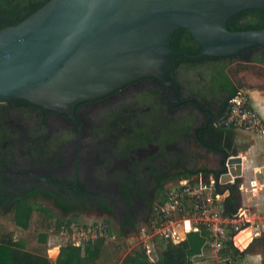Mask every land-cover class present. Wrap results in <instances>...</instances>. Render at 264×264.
Wrapping results in <instances>:
<instances>
[{"label":"flooded vegetation","instance_id":"1","mask_svg":"<svg viewBox=\"0 0 264 264\" xmlns=\"http://www.w3.org/2000/svg\"><path fill=\"white\" fill-rule=\"evenodd\" d=\"M256 50L229 60L254 66L243 75L235 70L243 84L262 79L264 61H248ZM189 59L196 61V71L202 67L210 72L203 79L197 71L199 84L202 88L208 84L209 90L220 62L210 57ZM182 63L172 60L170 70L175 73ZM179 86L180 100L196 99L204 113L188 102L168 105L165 86L152 79L82 103L73 117L21 100L1 103L0 214L27 201L67 218H113L125 235L145 229L160 198L182 181L185 172L218 168L222 153L230 151L220 126L223 109H210ZM195 112L200 115L196 120ZM212 149L219 151L217 159ZM258 240L263 239L246 248Z\"/></svg>","mask_w":264,"mask_h":264},{"label":"water","instance_id":"2","mask_svg":"<svg viewBox=\"0 0 264 264\" xmlns=\"http://www.w3.org/2000/svg\"><path fill=\"white\" fill-rule=\"evenodd\" d=\"M247 10L264 11V0H49L0 30V104L21 100L73 117L82 103L152 79L165 86L168 105L188 102L204 113L196 99L180 100L182 88L169 76L171 61L180 56L170 48L172 37L180 29L190 34L201 48L197 56H186L191 59L264 50V27L227 28L229 19ZM222 154L215 188L227 189L233 178H241L242 159Z\"/></svg>","mask_w":264,"mask_h":264},{"label":"trees","instance_id":"3","mask_svg":"<svg viewBox=\"0 0 264 264\" xmlns=\"http://www.w3.org/2000/svg\"><path fill=\"white\" fill-rule=\"evenodd\" d=\"M49 0H0V30L6 27L15 26L33 12L41 8ZM264 27V11L261 10H247L232 17L227 22V28L231 32H246L257 31ZM170 48L173 52L180 54L179 57L173 60H183V63L173 73L169 66V76L176 84H181L179 76L182 72H195L197 69L196 61L190 60L186 56H196L200 51V46L194 41L190 34L180 29L176 31L172 37ZM220 62L216 64L215 69L211 75L210 84L211 87L208 90L209 93L214 88L224 87L227 91L228 97L233 96L236 93V88L230 83L225 69L230 59H213ZM223 60L224 63H221ZM250 62L261 64L264 61V50L257 49L256 52L249 58ZM172 62V61H171ZM171 64V63H170ZM216 172L209 170H203L202 173L185 172L183 178L188 180V184L193 186L196 177L202 174L203 177L208 178L210 174L214 176ZM239 179L235 180V184L228 187L229 195L224 198L222 202H215V205L219 207H225L223 209L224 217H233L238 210L237 200V187ZM169 198L167 193L160 198L159 203L154 211L153 216L149 221L150 230H155L164 220V207ZM237 206L233 209L232 207ZM12 216V221L16 227L22 230H28L32 218L35 213L41 217V224L44 229L47 227L49 221L53 218V214L45 209L30 202H21L15 204L9 211ZM75 218H70L66 221V224H71ZM105 224L108 222L104 221ZM62 224H65V220L60 217H55V226L57 230ZM124 234L122 231L118 232L121 237ZM231 235L226 234L223 240L220 241V250L218 252L219 258L224 260V264H235V262L241 259V252H239L232 244ZM47 235L41 233L38 235V241L41 244L46 243ZM214 241L212 233L203 225L197 226V231L190 232L186 236V240L179 244H173L169 240L163 242H156V248L154 253L156 254L153 261L149 260L146 255L145 247L141 246L139 249L130 250L123 259H116L114 264H195V260L201 258L204 251H206ZM121 249L120 246L113 248L114 253H118ZM35 253L25 250L23 241H13L10 233L0 231V264H52L45 254V249L36 250ZM111 255L107 252L105 247V240L98 239L92 244H87L83 247L74 246L72 243L66 244L59 249L58 256L54 264H103L101 260L107 261ZM106 258V259H104ZM205 264H217L213 261Z\"/></svg>","mask_w":264,"mask_h":264},{"label":"built area","instance_id":"4","mask_svg":"<svg viewBox=\"0 0 264 264\" xmlns=\"http://www.w3.org/2000/svg\"><path fill=\"white\" fill-rule=\"evenodd\" d=\"M220 126L225 130H240L264 139V120L251 106L247 91L241 87L227 99L226 110L220 121ZM224 168L226 169L225 173H227L228 166L226 163ZM235 180L233 178L227 185L234 184ZM218 182L219 178H212L205 182L199 175L193 186L189 185L188 181L176 186L168 194L169 200L163 210L165 221L155 229L153 237L158 236L160 239L169 240L173 244H179L186 240L187 234L197 231L198 225H203L212 233L214 242L219 243L216 244L218 252L221 241L217 239L219 236L223 240L224 235L229 234L232 241L241 233L240 231L246 229L250 230L249 243L246 247L253 240L258 239L260 237L259 231L248 226L245 223L247 221L243 222L241 216L235 214V217H224L223 208L215 205V202H219L218 198L220 197L215 188ZM222 186L223 184L218 185V187ZM239 222L242 224L239 225ZM114 236L109 232L107 225L100 224L96 229H91V227L87 229L85 227L76 228L71 242L74 246L83 247L98 239H114ZM154 251L153 246L146 247V255L150 261L155 259Z\"/></svg>","mask_w":264,"mask_h":264},{"label":"rangeland","instance_id":"5","mask_svg":"<svg viewBox=\"0 0 264 264\" xmlns=\"http://www.w3.org/2000/svg\"><path fill=\"white\" fill-rule=\"evenodd\" d=\"M227 67H228L226 70L227 74L231 76V78L236 77L235 70H238L239 74L243 75L245 73L250 72V68L255 69L254 66H252V64L242 65V61H240L239 59H232L231 61L227 63ZM197 71H199L200 74H198ZM197 71L182 72V74L179 76V80L181 81L180 83L185 89V95H190V96L192 95L188 86L193 85L196 82V80L198 79V75H200V77L205 79L210 74L208 70L205 71L204 68L202 69V67H200L199 70ZM260 76H261L260 78L264 80V72H261ZM207 85L208 84H206L205 89H207ZM187 169H190V168H187ZM198 169H195V170H198ZM175 188L176 186H172L168 190L167 195L171 193ZM0 212H3V211H0ZM236 215L241 216L242 217L241 219L243 222L247 221L245 223H247L248 226H252L254 229H257L259 231L260 237L258 239H264V214L251 211L241 206V208L237 211ZM55 217H60L65 220V224H62L58 230H57V227L55 226ZM69 219L70 218L59 216L57 214H53V218L49 221V223L47 224V227H45L46 229H44L43 224H41V217L37 213H35L28 230L22 231L21 229H19L18 227L14 225L10 212L1 213L0 214V231H5V232L10 233L13 241H23L25 245V249L27 251L35 253L34 251L42 250V249H45V252H46V249L49 246L51 247L63 246V245L72 243L71 242L72 237H73V234H75L76 228L85 227L87 229L88 227H91V229H96L100 224L107 225L109 232L115 235L114 236L115 238L114 239L110 238V239L105 240L106 250L111 255V257L107 259V261H104L102 259L101 263L103 264H114L116 259H119V262H120V260L123 259V257L130 252V250L139 249L141 246L145 247V249L147 246L148 247L153 246V248H156L155 246L156 242L164 241V239H160L158 236L153 237L155 230L154 231L150 230L149 226L141 230L139 233H135V234L130 233L129 235L127 234L125 235L124 233L120 237L118 235L119 230L117 227V222L113 218L110 219L104 216L93 217L91 215H81L75 218L71 222V224H66V221H68ZM104 221L108 222V224H105ZM239 223H240L239 225L242 224V222H239ZM244 230L246 229H243L242 231H240L242 233L236 239L237 245L235 244V239L232 240L233 246L238 251H241V249L245 248L246 245L249 243L250 230H246V231ZM43 232L47 233L48 240H49L48 241L49 244L48 245L46 244L45 246H42L37 240L38 235ZM217 239L222 240V237L219 236ZM258 241H261V240H258ZM216 244H219V243L218 242L215 243L214 241L210 243L208 249L203 252L201 258L195 260V264H205V263H210L213 261L214 262L216 261L217 264H224V260L219 258ZM116 246L121 247L118 253L113 252V248ZM53 255H54V252L47 254L49 259H52ZM242 261L243 260L239 259L235 262V264H247V263L252 264V262L248 260H246L245 262H242ZM119 262L117 264H119Z\"/></svg>","mask_w":264,"mask_h":264},{"label":"crops","instance_id":"6","mask_svg":"<svg viewBox=\"0 0 264 264\" xmlns=\"http://www.w3.org/2000/svg\"><path fill=\"white\" fill-rule=\"evenodd\" d=\"M230 83L237 89L240 87L245 88L249 97H250V104L251 106L259 113L261 118L264 120V80H254L251 81L249 84H243L238 81L236 78H231V76L227 75ZM189 90L192 93V97H198L202 102L206 103L210 106V109L213 108L214 110L224 109L226 106V100L228 97L227 91L224 90L223 87H216L213 89L211 93L207 91V89L202 88L199 84L198 79L193 85L188 86ZM202 88V89H201ZM208 88V86H207ZM207 91V94L206 92ZM223 136L227 140L229 154H238V156L242 159V176L239 179L238 184L236 185L238 193H237V200H238V210L241 206L258 213L264 214V139L251 134L246 133L240 130H225L223 129ZM214 155L213 158L217 159V151L216 149H212ZM221 162L219 163L218 168H207L203 170H209L211 173L212 171L216 172L220 169ZM203 170L199 172L202 173ZM203 180L206 182L214 176L210 174L208 178L203 177ZM198 175V176H199ZM197 176V177H198ZM196 177V179H197ZM186 179H182L179 182L180 184L185 183ZM178 184L174 185L177 186ZM232 185H229L230 187ZM217 194H219L218 201L222 202L224 198L229 195V190L226 188L218 187L216 188ZM242 204V205H241ZM224 208V207H223ZM233 209L237 208V206L232 207ZM237 210V211H238ZM237 213V212H236ZM22 230V229H21ZM26 231V230H22ZM44 233V232H43ZM47 235V233L45 232ZM38 240V238H37ZM48 235L46 243L41 244L42 246L48 245ZM264 243V239L260 241L258 244H254L249 246L248 248L241 249V260L245 262L246 260L252 262V264H264V246L261 244ZM64 246V245H63ZM63 246H49L46 249V258L54 264L56 258L59 253V249ZM51 247V248H50ZM26 250V249H25ZM27 251V250H26ZM54 252L52 259H49L47 254ZM155 257L156 254L154 253ZM247 261V262H248ZM250 264V263H247Z\"/></svg>","mask_w":264,"mask_h":264},{"label":"bare ground","instance_id":"7","mask_svg":"<svg viewBox=\"0 0 264 264\" xmlns=\"http://www.w3.org/2000/svg\"><path fill=\"white\" fill-rule=\"evenodd\" d=\"M244 231H246V230H244ZM241 233H242V232H241ZM241 233H240V234H241ZM240 234H238V236H239ZM238 236H236V238H235V244H236V245H237V241H236V239H237ZM238 246H239V245H238Z\"/></svg>","mask_w":264,"mask_h":264}]
</instances>
